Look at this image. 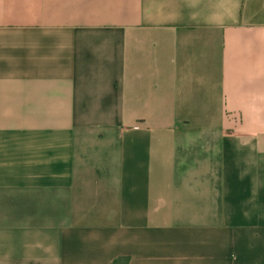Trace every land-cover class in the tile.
<instances>
[{"label": "crops", "instance_id": "crops-1", "mask_svg": "<svg viewBox=\"0 0 264 264\" xmlns=\"http://www.w3.org/2000/svg\"><path fill=\"white\" fill-rule=\"evenodd\" d=\"M0 264H264V0H0Z\"/></svg>", "mask_w": 264, "mask_h": 264}]
</instances>
